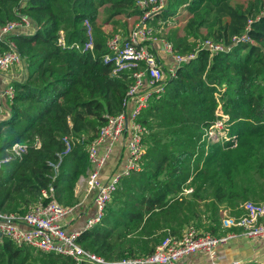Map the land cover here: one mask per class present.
Here are the masks:
<instances>
[{
  "label": "trees",
  "instance_id": "16d2710c",
  "mask_svg": "<svg viewBox=\"0 0 264 264\" xmlns=\"http://www.w3.org/2000/svg\"><path fill=\"white\" fill-rule=\"evenodd\" d=\"M19 1L0 0V25L21 13L39 28L10 37L26 74L12 81L16 94L5 103L10 115L0 118V157L16 142L29 148L0 169V211L25 214L52 184L64 205L80 202L75 188L88 173L87 144L106 115L125 109L132 81L113 74V64L104 62L107 40L126 27L122 20L136 22L144 12L136 0H26L18 13L13 8ZM166 6L154 23H164L165 38L182 54L198 52L140 115L149 131L142 170L120 180L103 220L78 237L83 248L111 261L153 253L167 235L181 236L190 224L224 235L230 231L222 224L225 209L239 215L245 202L264 201V0H166ZM88 19L93 50H84ZM250 20L253 43L214 55L198 47L207 39L229 46ZM61 31L66 47L59 44ZM7 49L0 40V54ZM219 103L229 115L233 140L207 137ZM71 134L84 142L63 156L56 171L50 162L59 161L66 151L63 138ZM0 264L75 261L1 237Z\"/></svg>",
  "mask_w": 264,
  "mask_h": 264
},
{
  "label": "built area",
  "instance_id": "2783aa9c",
  "mask_svg": "<svg viewBox=\"0 0 264 264\" xmlns=\"http://www.w3.org/2000/svg\"><path fill=\"white\" fill-rule=\"evenodd\" d=\"M25 2L26 0H20L13 8L14 11L19 13V7ZM136 3L144 14L128 32L120 29L112 33L106 43L109 52L104 56V62L113 64V74H126L132 81L124 100L125 109L118 114L106 115V121L100 127L99 134L87 144L88 173L81 176L80 181L86 180L87 190L95 193V214L88 220L86 228H92L103 220L120 180L142 170L146 154L144 138L149 131L139 121L140 115L153 98L159 99L166 93L168 81L177 76L181 64L195 58L198 52L196 50L190 54H182L165 38L164 23H154L156 14L166 9V0H136ZM19 14L18 19L0 25V40L8 47V51L0 54V75L8 72L11 75L9 83L0 87V114L5 113V103L12 102L15 97L16 90L12 81L23 79L26 74L24 60L15 41L10 37L13 33H32L39 28L33 26L28 16ZM251 21L244 33L232 37L229 46L207 39L199 42L198 47L207 49L214 55L218 52H230L232 47L239 43L251 44L254 42L249 35ZM84 26L87 28L88 38L84 50H93L94 28L89 19L85 20ZM59 44L66 47L64 31H61ZM15 67L19 72L21 70L20 74H14L12 69ZM216 114L218 119L207 131V137L212 141L233 140L235 136L228 135L229 115L224 112L221 103L218 104ZM84 139L83 136L73 134L65 136L63 141L66 151L59 153V161H51L50 165L58 171L63 156L69 153L76 143L84 142ZM118 143L125 146L128 155L124 164L112 173L109 180L104 181L101 176L103 167ZM34 145L39 147L40 141L37 140ZM28 148L26 143H14L6 150L8 154L0 157V169L12 159H22ZM192 191L187 189V193ZM74 207L59 201L52 184L42 190L41 199L33 203L25 214L0 211V238L8 237L20 246L29 245L44 252L62 254L72 258L75 264H181L196 254L207 256L210 264H242L240 260H222L219 247L240 235L249 240L264 239V201H247L242 205L243 213L239 215H233L228 209L224 210L222 224L230 230L224 235L204 232L196 225L190 224L185 227L181 236L167 235L153 253L111 261L97 252L83 248L78 242L82 232L67 231L63 220L73 212Z\"/></svg>",
  "mask_w": 264,
  "mask_h": 264
},
{
  "label": "crops",
  "instance_id": "0c3cea01",
  "mask_svg": "<svg viewBox=\"0 0 264 264\" xmlns=\"http://www.w3.org/2000/svg\"><path fill=\"white\" fill-rule=\"evenodd\" d=\"M21 70L17 69L14 74H20ZM10 72L0 75V87H4L10 81ZM24 79V78H23ZM7 111V110H5ZM10 111L0 114V118L9 117ZM128 153L125 146L118 143L111 158L103 167L102 179L109 180L112 173L120 168L126 160ZM87 181H78L76 185V194L80 196V202L74 207L73 212L69 214L63 223L67 231L83 232L86 229L87 221L95 214L94 191L87 190ZM221 259L224 261L240 260L242 263L254 261L264 264V239L249 240L243 235L237 236L229 241L228 244L219 247ZM181 264H210L209 259L204 254H196Z\"/></svg>",
  "mask_w": 264,
  "mask_h": 264
},
{
  "label": "rangeland",
  "instance_id": "374dc122",
  "mask_svg": "<svg viewBox=\"0 0 264 264\" xmlns=\"http://www.w3.org/2000/svg\"><path fill=\"white\" fill-rule=\"evenodd\" d=\"M123 22L122 23H124L125 21H126V27H124V28H121L122 30H124V31H126V32H128L129 31V29L130 28H132V26L135 24V23H137V21L135 22V18H129V19H124V20H122ZM106 31L109 33V32H114V30H113V28L112 27H110V26H107L106 27ZM13 71H17V67H15L14 69H12Z\"/></svg>",
  "mask_w": 264,
  "mask_h": 264
}]
</instances>
